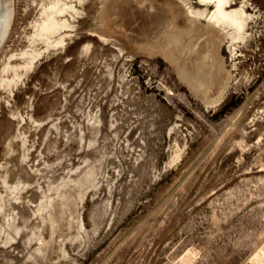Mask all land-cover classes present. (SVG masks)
<instances>
[{
	"label": "rangeland",
	"instance_id": "obj_1",
	"mask_svg": "<svg viewBox=\"0 0 264 264\" xmlns=\"http://www.w3.org/2000/svg\"><path fill=\"white\" fill-rule=\"evenodd\" d=\"M119 1L11 0L0 264H264V0H231L244 27L216 30L228 84L219 99L211 80L205 100L147 49L161 40L113 35ZM155 1L173 12L174 31L204 10L193 20L207 28L214 10ZM53 5L67 6L54 14L64 25L45 33Z\"/></svg>",
	"mask_w": 264,
	"mask_h": 264
},
{
	"label": "bare ground",
	"instance_id": "obj_2",
	"mask_svg": "<svg viewBox=\"0 0 264 264\" xmlns=\"http://www.w3.org/2000/svg\"><path fill=\"white\" fill-rule=\"evenodd\" d=\"M199 1L203 4L214 6L213 13L209 18H207L209 19L208 20L209 25H207L208 26L207 28L204 27L205 29H201L197 26L198 24H196V21L194 22L195 18L197 17L204 18L206 14V10L202 12H196L194 13L195 15L193 14L189 15L194 20L191 18L190 20L188 19V22L184 27L182 28L178 27V30L175 31L173 29L171 33L167 34V36L162 37V41L159 42L158 49L153 47V45L151 44L149 47L147 46L146 47L147 49L153 51L154 53L157 54L160 53L169 62L173 63L174 65H177L178 66L177 72L178 75H180L182 81L196 86L197 88L194 89V92L197 96L200 97V99L204 98V96L206 95L205 89L208 88L209 85L213 84V83L211 84V80L217 79L218 82H220L219 83L220 93L218 97L220 99L224 94L225 90L227 89L228 81L221 82L219 78V73H220L219 62L216 56L217 47L215 48V42L217 41L216 30L221 25L225 27H232L237 31L242 30L244 27L245 14L243 11H239V10L228 11L227 8L231 7V0H199ZM51 10L52 13L42 24V31L45 33H51L54 30L56 31V29L60 25H64L62 23H59L60 21L58 22L54 18V14L57 13L61 14L65 12L67 10V6L66 8L58 9L56 5H53L51 6ZM11 16H12V10H11ZM223 29H220V31ZM8 32L5 33V35L6 34L8 35ZM56 44L62 46L65 45L64 40L62 38L59 41H57ZM3 45L1 46L0 51ZM183 57L185 59L189 58L190 62L188 64L183 63L184 65L180 66L178 63L179 60H181ZM33 60L34 58L32 59L30 66L33 64ZM190 79L192 81H190ZM216 101L217 98H214L209 100L207 99L206 102L212 104L215 103ZM258 253L264 255V248H262Z\"/></svg>",
	"mask_w": 264,
	"mask_h": 264
},
{
	"label": "water",
	"instance_id": "obj_3",
	"mask_svg": "<svg viewBox=\"0 0 264 264\" xmlns=\"http://www.w3.org/2000/svg\"><path fill=\"white\" fill-rule=\"evenodd\" d=\"M134 1L140 2V0ZM132 2L133 0H121L112 9V21L109 27L113 35L122 36L140 45L154 43L157 40L162 41V37L172 32L173 12L171 10L155 0H141V3L147 5L146 10L140 5L130 8ZM11 4V0H0V48L7 36L5 33L9 29Z\"/></svg>",
	"mask_w": 264,
	"mask_h": 264
}]
</instances>
